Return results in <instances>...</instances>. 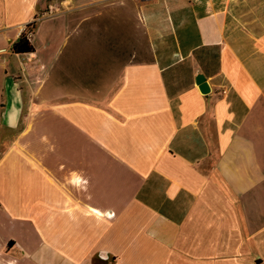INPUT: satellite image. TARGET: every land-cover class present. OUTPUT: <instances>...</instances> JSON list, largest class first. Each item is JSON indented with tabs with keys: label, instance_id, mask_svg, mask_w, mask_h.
Returning <instances> with one entry per match:
<instances>
[{
	"label": "crops",
	"instance_id": "1",
	"mask_svg": "<svg viewBox=\"0 0 264 264\" xmlns=\"http://www.w3.org/2000/svg\"><path fill=\"white\" fill-rule=\"evenodd\" d=\"M0 145V264H264V0H0Z\"/></svg>",
	"mask_w": 264,
	"mask_h": 264
},
{
	"label": "trees",
	"instance_id": "2",
	"mask_svg": "<svg viewBox=\"0 0 264 264\" xmlns=\"http://www.w3.org/2000/svg\"><path fill=\"white\" fill-rule=\"evenodd\" d=\"M29 33L30 32L24 31L19 35L18 39L11 46V51L13 53H31L34 51V48L32 44L30 43L28 36H27ZM212 71H214V69H212ZM212 71L208 69V70H205V73L212 72Z\"/></svg>",
	"mask_w": 264,
	"mask_h": 264
},
{
	"label": "water",
	"instance_id": "3",
	"mask_svg": "<svg viewBox=\"0 0 264 264\" xmlns=\"http://www.w3.org/2000/svg\"><path fill=\"white\" fill-rule=\"evenodd\" d=\"M196 81L198 83H201V84H199V89L202 93H207L209 91L207 84L205 82H203V76H201V75L198 76Z\"/></svg>",
	"mask_w": 264,
	"mask_h": 264
},
{
	"label": "rangeland",
	"instance_id": "4",
	"mask_svg": "<svg viewBox=\"0 0 264 264\" xmlns=\"http://www.w3.org/2000/svg\"><path fill=\"white\" fill-rule=\"evenodd\" d=\"M89 53H90L89 56L91 57V59H92V57H94V58L98 57L99 56V49L93 48L89 51ZM4 147H5V145H0V153L5 149Z\"/></svg>",
	"mask_w": 264,
	"mask_h": 264
}]
</instances>
